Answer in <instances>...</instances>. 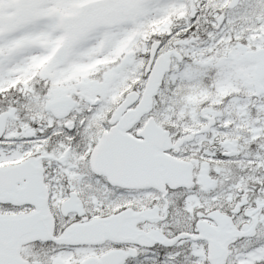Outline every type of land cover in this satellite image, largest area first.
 I'll list each match as a JSON object with an SVG mask.
<instances>
[{"label": "snow or ice", "instance_id": "snow-or-ice-1", "mask_svg": "<svg viewBox=\"0 0 264 264\" xmlns=\"http://www.w3.org/2000/svg\"><path fill=\"white\" fill-rule=\"evenodd\" d=\"M0 264H264V0H0Z\"/></svg>", "mask_w": 264, "mask_h": 264}]
</instances>
